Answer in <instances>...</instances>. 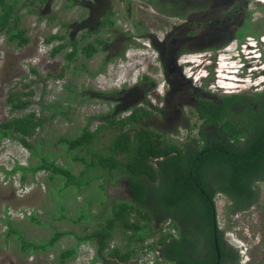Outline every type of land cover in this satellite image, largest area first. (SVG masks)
I'll return each instance as SVG.
<instances>
[{"label":"rangeland","instance_id":"1","mask_svg":"<svg viewBox=\"0 0 264 264\" xmlns=\"http://www.w3.org/2000/svg\"><path fill=\"white\" fill-rule=\"evenodd\" d=\"M5 1L16 5L15 16L20 17V21L15 29L24 31L29 43L21 46L10 42L7 29L0 33V123L35 112L44 125L29 140L37 157L19 141L0 138V264H56L57 253L53 256L38 254L32 259L22 253L20 240L14 235L6 237L7 220L27 241L39 244L49 241L56 230L75 231L80 236L90 234L105 224L115 203L131 199L126 178L119 171L110 174L96 168L88 177L79 178L81 186L69 188L60 177L52 182L48 172L42 171L35 178L28 175L25 185L21 184V172L13 176L5 172L10 173L17 165H38L39 158L45 157L79 175L84 166L73 158L81 155L90 161L93 154L106 152L119 127L104 130L87 150L69 152L60 139L76 138L86 127L95 131L110 118L118 122L128 117L132 104L125 110L120 105L132 98L137 105L144 103L151 109L150 124L145 123L147 129H163L167 132L163 134L165 139L178 145H191L193 139L200 138L199 127L203 121L198 117L193 96H198L199 100H218L228 94L264 90L261 66L251 74L245 72L251 78L247 82L217 81L221 72L216 76L213 69L202 72L204 76L211 73L204 80L190 68L186 72L193 75L192 80L183 72L178 75L181 56L189 54L183 58L188 66L206 57L207 61L210 59L208 62H213L216 50L225 51V46L240 40L241 33L244 38L239 44L253 41L264 46V0H47L36 4L27 0ZM87 1L93 3L90 15V11L81 8L82 4L89 3ZM2 12L0 7V15ZM109 16L112 27L104 24ZM230 27L231 36L225 41ZM54 35L65 36V43L79 41L81 49L89 43L95 44L99 52L90 60L81 53L69 63L66 54L71 48L52 55L61 43L58 40L46 42ZM208 36L211 38H206ZM97 40L106 41V47L99 46ZM139 47L142 49H136ZM206 51H213L214 56L198 57L199 52ZM121 52L123 55L118 56ZM172 54L177 55L174 58L177 67H174ZM208 62L200 68L206 69L204 65ZM104 75H111L112 83L104 84ZM165 75H168L167 81H164ZM143 77L149 80H142ZM137 80L156 86L145 101L137 91L134 97L128 96V92L123 96L115 94ZM169 88L173 96L169 97L172 101L166 103ZM10 93H30L23 98L30 106L12 111L8 106ZM178 102L185 107L184 113L181 123L170 130L175 125H164L166 117H162L159 109L165 103L174 107ZM126 130L133 129L127 127ZM206 131L216 132L212 127ZM256 190L257 202L248 213L238 215H231L232 204L225 196L218 194L215 198L219 227L227 239L231 237L230 243L241 250L242 264H264V183L257 182ZM33 216L40 224L32 221ZM123 238L122 231L116 230L113 244L123 246ZM73 239L64 237L57 252L62 250L60 247L74 243Z\"/></svg>","mask_w":264,"mask_h":264},{"label":"trees","instance_id":"2","mask_svg":"<svg viewBox=\"0 0 264 264\" xmlns=\"http://www.w3.org/2000/svg\"><path fill=\"white\" fill-rule=\"evenodd\" d=\"M27 2L36 4L47 0ZM0 7L3 11L0 15V33L7 29L10 42L27 45L29 39L26 33L15 29L20 21V17L15 16L16 5L0 0ZM104 24L112 27L111 17L105 19ZM228 32L230 35L225 41L231 36V27ZM239 36L238 39L243 40L244 34ZM55 40L61 43L54 48L52 55L57 56L71 48L66 54L69 63L81 53L90 60L99 52L95 44L89 43L81 49L77 40L65 43V36L54 35L46 42L50 44ZM97 43L99 46L104 45V41ZM60 77L63 78L64 74ZM145 80H149V77H145ZM29 94L10 93V109L14 112L27 109L31 103L23 98ZM196 111L203 124L199 128L200 138L193 139L191 145H178L146 129L127 131V126L150 115L148 111L135 110L118 122L114 118L108 119L105 125H100L95 131L86 127L76 138L60 139V143L66 145L69 152L87 150L98 141L104 130L119 127V132L106 152L93 154L90 161L81 155L73 158L74 162L84 166L79 175L74 174L71 168L57 165L55 160L45 157L39 158L38 165H17L6 175L13 176L21 172L22 185L27 184L28 175L35 178L44 171L50 173L52 182L58 177L62 178L66 188L81 186L79 178L88 177L96 168L110 174L119 171L126 178L131 199L129 202L115 203L105 224L90 234L80 236L73 231L56 230L48 244L36 245L27 241L7 220L9 227L6 237L16 236L23 252L34 253L51 248L66 236L75 235L79 243L92 242L102 252L111 246L114 232L120 229L128 247L143 245L157 237L160 257L170 264H195L193 255L196 248L204 253L201 246L205 242L203 246L209 250V261L200 258L197 263L212 264L216 260L214 236L220 235L216 196L220 194L229 199L233 211L231 215H236L257 202L256 183H264V90L252 94L224 95L218 100L200 99L197 100ZM43 125V120L38 119L35 112H30L0 123V138L19 141L37 157L29 140ZM211 127L216 130L214 134L206 131ZM32 221L40 224L36 216L32 217ZM172 223V228L182 231L180 238L163 232L165 224ZM224 254L231 262L239 258L233 250ZM113 256L129 264L130 259L135 257V251L123 254L120 249H116ZM66 259L67 254L63 253L59 264H64Z\"/></svg>","mask_w":264,"mask_h":264},{"label":"flooded vegetation","instance_id":"3","mask_svg":"<svg viewBox=\"0 0 264 264\" xmlns=\"http://www.w3.org/2000/svg\"><path fill=\"white\" fill-rule=\"evenodd\" d=\"M87 2H89V3L82 4L81 8H82V10L90 11L89 12V15H90V13H92V10H94L93 3L90 2V1H87ZM109 17H111V16H109ZM86 19H87V17H86ZM86 19H83V20L86 21ZM83 25H85L84 21H83ZM225 29H223L221 31L222 36L224 34ZM202 37H203V35H202ZM206 38L210 39L211 37L208 36ZM97 41H99V40H97ZM207 41H209V40H207ZM105 42H104L103 47L104 46L106 47V43L107 42L106 43ZM154 45H153L154 49L157 50L156 49L157 47L154 46ZM168 47H170V46H168ZM179 51L180 50L177 49L178 54L180 53ZM108 52H109V50L107 49V53ZM123 53L124 52H121L120 54H118V56H122ZM188 55L189 54H184L178 60V64H179L178 75H181V72H183L185 74V76L187 77V79H189V80L191 79L192 80L193 75L189 76L188 73L186 72V69L190 65L188 66L185 62H183V60H184L183 58L188 56ZM176 56L177 55H173L172 54L173 64H174V58ZM174 67H177V66L174 64ZM205 70L206 69L198 68L196 71H193V74L198 75L199 77H203L204 75H202V72H204ZM174 73L177 74L175 72V69H174ZM171 74H172V72H171ZM164 77H165L164 81H167L166 79L168 78V75H165ZM205 78H207V76ZM142 80H145V77H143ZM181 81H183V79H181ZM147 82L148 81L139 82L137 80L135 83L133 82L131 84L132 85L131 87H129V88H124L123 87L118 92H115V94H117L119 96H123V95H125V93L128 92L127 93L128 96L132 95V97H134V95L136 93L135 91H137L139 93V95H140V92H141V97H142L141 100L145 101L146 99H148V97H150V95H152V92L156 90V86L154 84H151L152 86H150V85L146 84ZM197 82H199L198 79H197ZM125 85L126 84H124V86ZM202 87H200V88H202ZM143 88H145V89H143ZM174 90H175V88H174ZM168 91L169 92H168V95H167V98H166V103L172 101V99H170L169 97L173 96L172 89L169 88ZM175 92H176V90H175ZM190 93H192V92H190ZM99 94L101 95L103 93L100 92ZM109 94H111V93H109ZM205 95H207V93H205ZM192 98H193V101L195 103V107L197 108V100H199V99H197L198 96H193ZM132 99H133L132 101H127V102L124 101L123 104L120 105V107L122 106L123 110H125L126 108L132 106V112L131 113H133L135 110H143V111H148L150 113V115L148 117H146V118H143V120L135 123L134 125L127 126V127H131L133 129L132 131H129V132H136L137 130L146 129L148 131H151L155 135H160V136L165 137V135H163V134L167 133V132H165V130L157 129L155 131H152V130H149V129H147L145 127V123L150 124L151 118H149V117L151 116V109L149 108L148 105H146L144 103H140L139 105H137L135 99L134 98H132ZM207 99H211V98H207ZM166 103L159 110L162 111V112H160L161 114H163L162 117L163 116L166 117V121L163 123L164 125H166L168 123H170L171 125H175V126L169 128L170 130H172L178 124L181 123L182 114L184 113V108L185 107H183L182 104H180L179 102H178L177 105L175 103L174 107H173L172 104L169 103L170 104L169 105V104H166ZM130 104H132V105L129 106ZM169 108L171 110V113H169ZM161 114H159V115H161ZM126 118L127 117H124L123 119H126ZM123 119H121V120H123ZM158 121L161 123V120H158ZM141 124H142V126H140ZM154 124L156 125L155 122H154ZM202 124H203V121L201 123V126H202ZM249 209H247L246 211H239V212H237L236 215L241 214V213H248ZM172 227H173V223L170 224V227H167L168 230H167V232H164V233H171L173 235V237L180 238V235H181L182 231L180 229L179 230H175ZM172 231H174V233H172ZM67 232H70V231H67ZM73 232H75V231H73ZM66 237L74 238L75 239V240L73 239L74 243H68V244L65 245V247L64 246L60 247V249H62V250L59 251V252H57V250L59 249L58 246H59L60 242L54 243L53 246H51V248H47L45 250L37 251V252H34V253L23 252L22 251V247L20 248V251H22V253L27 254L28 258L31 257V259H32V257L34 255H38V254H47L48 253L49 256H53L54 253H57V255H56V264H59L60 256L63 253L67 254V259L65 260L64 264H127V263H125V262H123L121 260H118L117 258H115L113 256V253L115 252V250L116 249H120V251L123 254H126L128 251H135V257L133 259H130L129 264H150L149 261L152 258H154V260H155L154 264H170L168 262H165L162 259V257H160V245L158 243H156V242H152V243L149 244V243H147L148 241H146L147 244L146 243H144L143 245L136 244V245H133L132 247H128L127 242H122L124 244L123 246L116 245V244H113V242H111V246L105 248L104 251L101 252L100 249L98 248V246L93 244L92 242H81V243H79V241H78V239H77V237L75 235H69V236H66ZM229 238H231V237H229ZM229 238L227 239V237H225V232L222 229H220V235H216L215 234L214 239H215V247H216V260L212 264H242L243 260L240 257L241 250H238L240 253H237L235 251L236 248L232 245V242L230 243ZM218 239L220 240V243H219ZM40 244L41 245L48 244V241L41 242V243L36 244V245H40ZM200 244H198V245H200ZM204 244H205V242H204ZM203 245L201 247L203 248L204 253L199 252V250H197V248H196V251H195V253L193 255V260L195 261V264H198L197 262H198V260L200 258H203L206 261H209V259H208V256L210 254L209 250ZM222 250H224V252H226V253L229 252L230 250L235 251L238 254V256H239L238 260L235 261V262H231L230 260H228V258L225 256V254H224V252Z\"/></svg>","mask_w":264,"mask_h":264},{"label":"clouds","instance_id":"4","mask_svg":"<svg viewBox=\"0 0 264 264\" xmlns=\"http://www.w3.org/2000/svg\"><path fill=\"white\" fill-rule=\"evenodd\" d=\"M238 41L235 43L233 42L232 44H229L228 46H225L224 48L226 49L225 51L217 50L218 52L213 62H208L210 61V59L207 61V57H206V56H209L208 58L213 57L214 56L213 51L199 52L198 57L199 58L206 57V59H202V60L199 59L200 60L199 63H191L193 65H190L188 68L194 69V71H196L205 62H208L207 64L204 65L205 66L204 68H206V70L213 69L215 71L216 76L218 75V71L221 72L219 74V77H217V81L224 82L227 78H229L230 81H234V82H239L240 80L241 82L243 81L247 82L251 80V78L249 77L250 75H247L245 72H247L248 74H251L254 70L260 69V66L261 68H264V46L257 45L259 42L248 41V42L239 44ZM221 67H223V70L221 69ZM223 71H226V73L223 74ZM210 75L211 73L207 75V78H205L206 76H203L202 77L203 80L208 79ZM112 81H113V78H111V75L105 76L103 79L104 84H107V85L112 83ZM11 171L9 172L11 173ZM238 250L240 249L236 248L235 251L239 253Z\"/></svg>","mask_w":264,"mask_h":264},{"label":"built area","instance_id":"5","mask_svg":"<svg viewBox=\"0 0 264 264\" xmlns=\"http://www.w3.org/2000/svg\"><path fill=\"white\" fill-rule=\"evenodd\" d=\"M169 225H170V224H165V226H164L165 229H164L163 232H167V230H168L167 227H169ZM172 233H174V231H172ZM156 241H157V239H156V240L152 239V240H149L147 243L150 244V243H152V242H156ZM147 243H146V244H147ZM154 261H155L154 258H152V259L149 261V263H150V264H154Z\"/></svg>","mask_w":264,"mask_h":264},{"label":"bare ground","instance_id":"6","mask_svg":"<svg viewBox=\"0 0 264 264\" xmlns=\"http://www.w3.org/2000/svg\"><path fill=\"white\" fill-rule=\"evenodd\" d=\"M136 49H138V50H139V49H142V48H141V47H139V48H136ZM139 53H140V52H139ZM129 58H131V56H130ZM224 72H225V71H224ZM223 74H225V73H223ZM157 75H158V74H157ZM225 81H226V82H228V81H230V80H229V78H227ZM240 81H241V80H240ZM231 83H232V82H231ZM233 241H235V239H233ZM235 242H236V241H235ZM236 243H237V242H236ZM237 244H238V243H237Z\"/></svg>","mask_w":264,"mask_h":264}]
</instances>
